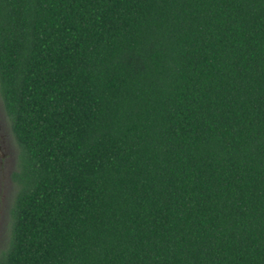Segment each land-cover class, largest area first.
I'll return each instance as SVG.
<instances>
[{
    "label": "trees",
    "instance_id": "1",
    "mask_svg": "<svg viewBox=\"0 0 264 264\" xmlns=\"http://www.w3.org/2000/svg\"><path fill=\"white\" fill-rule=\"evenodd\" d=\"M0 98V264H264V0H0Z\"/></svg>",
    "mask_w": 264,
    "mask_h": 264
},
{
    "label": "rangeland",
    "instance_id": "2",
    "mask_svg": "<svg viewBox=\"0 0 264 264\" xmlns=\"http://www.w3.org/2000/svg\"><path fill=\"white\" fill-rule=\"evenodd\" d=\"M18 153L10 121L0 98V252L9 241L10 208L17 191L12 174L16 170Z\"/></svg>",
    "mask_w": 264,
    "mask_h": 264
}]
</instances>
